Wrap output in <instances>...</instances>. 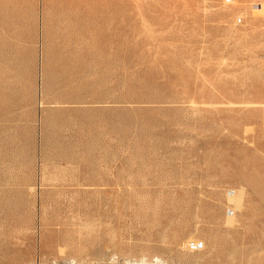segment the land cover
Masks as SVG:
<instances>
[{"label":"rangeland","instance_id":"obj_1","mask_svg":"<svg viewBox=\"0 0 264 264\" xmlns=\"http://www.w3.org/2000/svg\"><path fill=\"white\" fill-rule=\"evenodd\" d=\"M0 264H264V0H0Z\"/></svg>","mask_w":264,"mask_h":264}]
</instances>
